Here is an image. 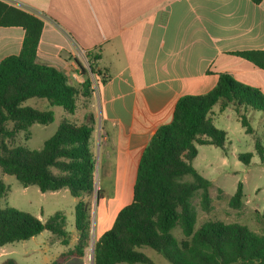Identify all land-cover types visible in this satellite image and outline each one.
<instances>
[{"label": "trees", "instance_id": "obj_1", "mask_svg": "<svg viewBox=\"0 0 264 264\" xmlns=\"http://www.w3.org/2000/svg\"><path fill=\"white\" fill-rule=\"evenodd\" d=\"M251 1L257 5L263 2ZM0 27H20L25 32L20 53L0 62L1 172L14 176L25 187L37 186L42 193L67 189L77 199L93 195L97 165L92 151L93 114L86 116L87 124L62 121L39 150L14 144L17 135L30 132L35 123L48 125L55 120L52 111L25 106L28 100L46 99L52 106L74 114L77 97L94 93L92 80L73 86L65 73L38 63L37 50L44 28L39 17L0 0ZM236 55L264 70V51ZM89 57L90 71L104 84L107 77L96 68L93 55ZM216 105L221 113L233 108L246 133L253 134L247 114L264 115V93L222 74L210 92L178 99L171 123L158 128L143 151L132 202L118 212L111 228L95 242L94 264H155L139 250L143 247L161 254L170 264H264V234L243 224L219 221L206 222L195 229L198 209L204 213L212 210V182L194 166L198 146L212 145L226 151L227 133L218 129L211 117ZM255 150L264 162V146L259 140ZM252 157V153H246L239 159L249 164ZM8 193L9 187L0 180V203ZM243 198L244 187L239 182L230 198L231 206L241 208ZM176 228L181 230L182 240L174 235ZM75 229L79 239L74 249L62 253L51 264L85 257L92 230L90 208L83 200L75 206ZM44 231L63 246L71 243L63 212L42 221L32 214L0 206V247L28 241ZM1 264L20 263L7 259Z\"/></svg>", "mask_w": 264, "mask_h": 264}, {"label": "crops", "instance_id": "obj_2", "mask_svg": "<svg viewBox=\"0 0 264 264\" xmlns=\"http://www.w3.org/2000/svg\"><path fill=\"white\" fill-rule=\"evenodd\" d=\"M1 1L43 20L38 63L65 73L73 86L92 80L94 93L84 97L100 115L92 151L98 132L107 177L131 178L133 189L145 147L171 123L180 97L210 92L222 74L264 93V70L236 55L264 51V0ZM24 35L0 27V62L20 53ZM89 54L107 77L97 90ZM71 237L66 251L77 243Z\"/></svg>", "mask_w": 264, "mask_h": 264}, {"label": "rangeland", "instance_id": "obj_3", "mask_svg": "<svg viewBox=\"0 0 264 264\" xmlns=\"http://www.w3.org/2000/svg\"><path fill=\"white\" fill-rule=\"evenodd\" d=\"M96 90L101 78L91 73ZM96 97V98H95ZM93 101H97L95 94ZM86 98L78 96L77 110L74 114L62 107L52 106L46 99L35 98L28 100L25 106L39 111H52L55 120L48 125L35 123L30 132H20L15 140V146H23L30 150H39L44 142L51 138L62 121L71 124H87V115L93 114L100 127V115L97 107H86ZM211 117L215 126L227 133L226 151L212 145L198 146V155L194 161L197 171L212 182L210 195L212 210L204 213L198 209L197 230L206 222H223L225 224H243L258 234H264V162L255 150V142L259 140L264 146V115L261 112L247 114L254 130L247 134L242 127L233 108L219 111V106L213 108ZM31 133V134H30ZM98 141V132L95 134ZM97 141L95 146L97 173L96 191L91 196L81 199L74 198L67 189L56 192L42 193L35 185L25 187L14 176L3 174L0 169V180L9 187L6 199L0 203L1 208H15L29 213L45 221L56 212H63L67 219V230L71 235H77L75 229V206L79 200L85 201L90 208L91 238L86 248V260H74L73 264H92L91 243L96 242L100 234L110 229L118 212L133 200L132 179L118 180L115 175L107 177L104 168V155L97 156ZM252 153L249 164L239 159L240 155ZM244 187L243 206L235 208L230 204V198L237 190L238 183ZM198 204V201H195ZM174 235L182 240L184 237L179 228L173 231ZM53 235L44 231L40 235L28 240L20 241L0 247V264L7 259H14L20 264H50L53 258L68 249L60 243L52 242ZM73 239V238H72ZM57 241V240H55ZM78 242V240H77ZM77 244V243H76ZM70 247H73L70 244ZM155 264H170L161 254L143 247L139 249Z\"/></svg>", "mask_w": 264, "mask_h": 264}, {"label": "water", "instance_id": "obj_4", "mask_svg": "<svg viewBox=\"0 0 264 264\" xmlns=\"http://www.w3.org/2000/svg\"><path fill=\"white\" fill-rule=\"evenodd\" d=\"M97 187V183L95 185V189ZM94 252H95V242L94 240H92V243H91V260H92V264H94Z\"/></svg>", "mask_w": 264, "mask_h": 264}]
</instances>
